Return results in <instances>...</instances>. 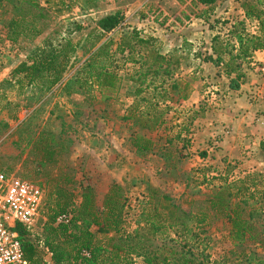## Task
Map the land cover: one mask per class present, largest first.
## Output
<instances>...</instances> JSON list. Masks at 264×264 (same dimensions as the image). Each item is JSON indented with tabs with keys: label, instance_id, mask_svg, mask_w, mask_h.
Returning a JSON list of instances; mask_svg holds the SVG:
<instances>
[{
	"label": "rangeland",
	"instance_id": "rangeland-1",
	"mask_svg": "<svg viewBox=\"0 0 264 264\" xmlns=\"http://www.w3.org/2000/svg\"><path fill=\"white\" fill-rule=\"evenodd\" d=\"M38 1L59 20L71 17L86 25L82 33L74 35L77 41L91 32L95 21L121 12L124 22L110 35L115 34L116 43H120L125 33L136 30L142 37L156 40L161 53L167 39L180 43L188 39L197 43L200 60L209 54L218 59V54L210 50L216 37L220 38L223 49L228 47V51L236 55L238 35L257 36L260 32L258 21L248 19L246 13L250 10L264 12V0H218L212 7L196 6L192 0H100L99 7L88 12L70 0ZM200 15L204 16L199 18ZM159 17L160 22H157ZM10 19V14H0V171L35 183L45 192V206L32 228L33 236L41 237L49 215V194L58 182L65 183L66 178L73 181L70 188H75L77 194L82 186H92L100 207L113 185L124 187L133 200L128 219L133 229H136L142 195L149 186L169 196L176 205L189 212L205 206L210 191L228 179L229 183H236L239 187L241 181L244 182V187L255 194L250 210L260 213L255 221L263 241L256 245L246 243L236 246L230 239L229 225L213 221L199 231L203 239L201 247L210 255L212 264H248L251 252L258 253L257 262L264 260V164L260 163L261 158L264 162V150L259 147V137H264V111L258 115L259 121L254 119L244 124L239 134H235L230 126H218L215 120L216 114L226 113L229 109L228 102L233 93H246L247 107L258 105L261 99L263 103L264 56L257 61L252 58L243 65L245 77L236 90L231 87L236 75L227 78L219 73L217 77L208 78L203 76L206 71L203 69L201 74L193 77L194 72L190 73L194 53L189 49L180 51L179 55L173 56L174 62L181 57H189V60H184L183 69L178 76L176 71L173 79L186 81L187 77L196 78L191 90L199 91L201 102L192 106L189 99L178 100L172 93L173 101L168 102L171 110L165 117V125L149 133L124 119L133 101L128 82L125 83L123 96L120 90L118 95L114 94L115 99L108 102H100L98 98V102L91 103L82 94L68 96L56 88L52 92L55 94L53 98L44 99L41 96L38 99L41 103L24 109L29 96L18 97L16 90L6 85L5 81L11 80L13 71L43 45L57 23L35 41L21 39L12 43L7 36ZM258 52L264 54V50ZM222 59L229 61L230 56L224 53ZM130 67L135 66H126L127 69ZM219 67L226 70L225 64ZM51 113L52 120L48 122ZM45 130L57 140V162L42 166L39 163L42 153L35 150L29 140H37ZM137 134L154 141V153L142 157L137 154L131 141ZM235 137L238 142L233 144ZM229 139L232 141L227 147ZM168 141H171L170 145ZM163 152L171 156L170 161L161 157ZM40 248L44 261L53 264L48 249L42 245Z\"/></svg>",
	"mask_w": 264,
	"mask_h": 264
},
{
	"label": "trees",
	"instance_id": "trees-1",
	"mask_svg": "<svg viewBox=\"0 0 264 264\" xmlns=\"http://www.w3.org/2000/svg\"><path fill=\"white\" fill-rule=\"evenodd\" d=\"M70 1L88 12L97 9L100 0ZM192 2L196 6L212 7L218 0ZM3 13L11 17L7 36L12 43L21 39L35 41L57 23L43 45L13 71L11 80L5 81L16 90L18 97L29 96L24 109L41 103L38 101L41 96L53 98L55 94L52 92L56 88L68 96L82 94L91 103L98 102V98L100 102L111 101L122 88L124 79L121 72L128 64L140 65V70L129 79L138 88L133 93L134 104L124 119L141 131L153 133L165 125V117L171 110L168 102L173 101L172 93L183 101L191 96V84L196 78L174 80L172 66H179L180 62H174L173 55H162L156 40L142 37L133 30L125 33L120 43L115 42V34L110 35L124 22L121 12L95 21L91 32L78 41L74 35L82 33L86 25L71 17L59 20L38 0H0V14ZM246 16L258 21L259 35H238L236 55L228 51V47L223 49L220 38L216 37L211 49L218 54V59L211 55L201 59L202 63L217 66L224 63L225 74L228 77L236 75L231 81V87L236 90L245 77L243 65L250 62L255 52L264 50V12L250 10ZM159 19L156 21L160 22ZM224 53L230 56L226 63L222 59ZM51 120L52 113L48 122ZM131 141L141 157L154 153L156 149L151 138L139 134L133 135ZM29 142L42 153L40 165L57 162L58 144L52 133L45 130L37 140L30 139ZM168 143L170 145L171 141ZM161 157L167 162L171 160L168 153H161ZM72 182L68 178L65 183L58 182L49 194V215L41 237L20 230L22 248L30 264H47L41 245L48 249L53 264H212L210 255L201 247L203 239L199 231L213 221L229 225L230 239L236 246L256 245L263 241L255 221L260 213L250 210L251 201L256 196L244 187L242 181L239 187L225 179L222 185L210 191L205 206L189 212L181 209L169 196L149 186L138 207L136 229L128 220L133 200L124 187L113 185L100 207L92 186H82L77 194L75 188H70ZM64 215L70 216L68 222L58 223ZM156 241L160 242L159 245L155 244ZM251 254L248 264H264L263 259L256 261L258 253Z\"/></svg>",
	"mask_w": 264,
	"mask_h": 264
},
{
	"label": "built area",
	"instance_id": "built-area-1",
	"mask_svg": "<svg viewBox=\"0 0 264 264\" xmlns=\"http://www.w3.org/2000/svg\"><path fill=\"white\" fill-rule=\"evenodd\" d=\"M45 192L32 182L0 171V264H30L20 230L32 233L45 206ZM69 215L58 223L68 222Z\"/></svg>",
	"mask_w": 264,
	"mask_h": 264
},
{
	"label": "crops",
	"instance_id": "crops-1",
	"mask_svg": "<svg viewBox=\"0 0 264 264\" xmlns=\"http://www.w3.org/2000/svg\"><path fill=\"white\" fill-rule=\"evenodd\" d=\"M197 48H198L197 43H194L188 39H186V41H183V43L176 42V40H173V39H167L166 43L163 44V50H162L161 54L164 56H172V55L175 56V55H179L181 53L180 51H182V50L185 51V49H189V50H191V52L193 51V53H194V55L191 56V61L193 62V69L191 70L192 72L190 71L191 72L190 74H192L194 72L193 77H195V74H197V75H198V73L201 74L203 72V69H204V70H206L205 73H203L204 77L207 76L209 78V76H211L214 78V77H217V75L219 73H221V75L223 77L225 76L228 78V76L225 74V70L222 69L221 67L216 66V65L211 64V63H208V64L202 63L200 58L197 56V50H198ZM210 50L212 51V49H210ZM195 54H196V56H195ZM209 55H211V54H209ZM254 55H255V57H253V59L255 61L260 60L262 58L261 56H264V54L261 52H255ZM188 58L181 57L179 60V62H180L179 66L176 65L175 69H173V70H175L174 73L177 71V76L179 75L180 70H182L184 67V60H189ZM224 61H225V63L228 62L225 59H224ZM203 64H205L206 66L204 67ZM132 65L135 67H130V69L126 68L124 71L121 72V76L124 79V82H123V85L121 88V97L123 96L122 94L124 92L125 83H127V82L130 83V85H131L130 91L132 93H134L136 91V89L138 88V85L129 81V79L131 77H133L136 73H138V71L140 70V66L136 67L137 65H134V64H132ZM221 65L223 67L224 63ZM220 69H222L223 72H221ZM232 95H233V97L231 98L230 102H228L229 109L226 111V113L223 112L220 114H216L215 120H216V124L218 126H221V125L230 126L233 129V131L235 132V134H239V130H241V127L244 124L249 123V121L254 120V119L256 121L258 120V115L264 111V104H263L264 101L262 103L263 99H261V101L259 100L258 105H256V106L250 105L247 107L248 97H247L246 93H243L241 91V92L233 93ZM124 98H125V96H124ZM131 99L133 101L131 102L130 106H132L134 104V101H135V98L133 96ZM188 102H189V105H192V106L198 105L201 102V94L199 93V91L197 89H194V88L192 89L191 96H190ZM244 103H246V104H244ZM251 122H253V121H251ZM263 124H264V122H263ZM263 136H264V133H263ZM252 138L253 137H251L250 140ZM259 139H260L259 147L261 150H264V137L263 138L259 137ZM230 140L232 141V139H229V141L226 142L227 147L229 145H231ZM237 142L238 141L236 140V137H235V141H233V144L237 143ZM249 144H250V141H249L248 145ZM260 163L264 164L263 158H261Z\"/></svg>",
	"mask_w": 264,
	"mask_h": 264
}]
</instances>
